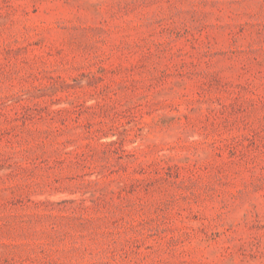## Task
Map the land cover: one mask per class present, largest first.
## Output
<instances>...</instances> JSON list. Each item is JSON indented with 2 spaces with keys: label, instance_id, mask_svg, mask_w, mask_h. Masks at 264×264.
Listing matches in <instances>:
<instances>
[{
  "label": "rangeland",
  "instance_id": "obj_1",
  "mask_svg": "<svg viewBox=\"0 0 264 264\" xmlns=\"http://www.w3.org/2000/svg\"><path fill=\"white\" fill-rule=\"evenodd\" d=\"M0 264H264V0H0Z\"/></svg>",
  "mask_w": 264,
  "mask_h": 264
}]
</instances>
